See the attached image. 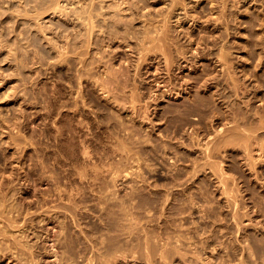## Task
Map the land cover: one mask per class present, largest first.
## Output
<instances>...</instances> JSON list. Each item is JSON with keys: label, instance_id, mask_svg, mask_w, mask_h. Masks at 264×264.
<instances>
[{"label": "rangeland", "instance_id": "1", "mask_svg": "<svg viewBox=\"0 0 264 264\" xmlns=\"http://www.w3.org/2000/svg\"><path fill=\"white\" fill-rule=\"evenodd\" d=\"M54 1L0 0V208H4L0 209V226L7 228L0 227V264L29 263H24L25 255L15 240L35 241L30 250L35 260L32 264L38 259L39 264H87L94 251H99L98 256L104 251L100 253L102 246L96 245L100 241L112 244L118 242L116 239H129L118 219L123 209L119 202L127 193L128 198L151 208L149 213L139 208L145 217L142 222L165 237L153 240L160 242L153 245L170 243L167 247L172 251L167 258L151 256V264H242L244 259L247 264H264V0H56L60 6ZM93 9L96 18L90 12ZM185 11L191 20L177 27V17L173 16ZM82 12L93 14L92 23L97 26L93 35L89 34L93 25L84 21L89 32L83 25L84 18L90 21L91 17H82ZM96 19L103 23L101 27L95 24ZM120 19L124 26L116 25L115 31L120 32L115 33L123 34L132 24L137 36L125 31L130 39L123 38L126 35L110 39L108 31L114 26L108 22L113 25L112 21ZM158 26L170 35L164 47L170 66L163 51H156L160 45L157 40L149 44L155 48V52L150 51L153 56L138 62L139 33L149 27L157 35ZM95 37L101 39L99 44L93 41ZM86 40H92L91 44ZM179 45L185 52L191 47L195 50V54L189 53L192 61L184 62L180 69L175 62H183L175 51ZM197 49L203 52L202 59L196 58ZM221 50L228 54L231 75L222 69L224 62L218 61ZM99 57L105 59L100 62ZM109 68L112 73L123 72L116 82L120 86L105 84V80H113L114 73L107 77ZM230 78L236 79L237 89ZM205 81L212 87L205 88ZM238 106L250 113L241 128L251 127L250 132L257 134L250 136L253 141H247L250 150L245 139L231 138L227 146L221 141L227 130L232 133L230 128L239 125L232 123L241 119ZM254 139L262 142V150ZM218 140L223 146L218 143L215 150ZM207 144L212 153L207 152ZM211 164L225 174L214 171ZM195 171L196 175L192 174ZM219 172L227 185L219 181ZM58 184L67 187L64 194L70 188L79 191L75 202L79 214L76 220L73 215L57 216L55 222L47 221L46 225L44 221L42 228L39 200ZM165 204L169 208L164 211ZM8 219L16 223L10 224ZM66 220L68 229L63 233L60 230ZM24 222L31 237L28 240L21 229ZM136 232V236L145 233L141 229ZM42 234L50 236L49 241L39 239ZM52 243L61 259L49 254L56 251ZM131 246L134 258L128 250V257L120 254L111 264H148L139 245L133 246V251Z\"/></svg>", "mask_w": 264, "mask_h": 264}, {"label": "bare ground", "instance_id": "2", "mask_svg": "<svg viewBox=\"0 0 264 264\" xmlns=\"http://www.w3.org/2000/svg\"><path fill=\"white\" fill-rule=\"evenodd\" d=\"M60 0H58V2H59ZM56 4H57V6H60V5H58L59 3L55 0L54 1ZM61 2V1H60ZM55 4V5H56ZM55 8H57V7H55ZM93 8V7H92ZM89 10H91V9H89ZM184 10V9H183ZM93 11H94V9L92 10V11H90V12H92L93 13ZM188 11V10H187ZM187 11H185L184 13H183V15H181V14H175L173 17H177V19H176V21H177V27L178 26H182L184 23H187L188 21H190L191 19L189 18V16H188V12ZM88 12V11H87ZM89 12V13H90ZM80 14V13H79ZM85 15V12L83 13L82 12V14H80L81 16L82 15ZM91 14V13H90ZM93 14H95V13H93ZM93 14H92V16H90V15H88V13H87V15H85V16H90L91 18L90 19H88V20H90V21H86L85 20V18H84V20H83V25H84V21L85 22H89L90 24H92L93 25V20H92V17H93ZM79 15V17L78 18H80L81 16ZM83 17V16H82ZM108 16H106V18H107ZM114 17V16H113ZM172 17V18H173ZM87 18V17H86ZM94 18H96V14H95V16H94ZM110 18H112V17H110ZM109 18V20H111ZM115 18V17H114ZM194 18V17H193ZM81 19H83V18H81ZM119 19V18H118ZM121 19H123V17L121 18ZM120 19V20H121ZM195 19V18H194ZM97 20V19H96ZM104 20V19H103ZM108 20V19H107ZM106 20V21H107ZM118 21V20H114V21H112L113 23V25H111V23H110V21L108 22L109 23V25L110 26H114V28L112 27L111 29L108 27V28H105V29H110L109 31H110V34H109V31H108V36L110 37V39H113L114 37L115 38H117L118 39V37L120 36H123V35H126L127 33L128 34H130L131 35V33L132 34H134V35H136L137 36V30H135L133 27H132V24H131V28H130V26H128V28H127V26L125 25V27L127 28V33L125 32V31H123V34L122 33H120L121 35H119L118 36V34L119 33H115V32H120L119 30L118 31H115V27H116V25H117V27L119 26L120 27V25H123L124 26V22L122 23V20L121 21ZM98 21V20H97ZM193 21V20H192ZM93 22V23H92ZM101 22V21H100ZM119 22H121L122 24H119L118 25V23ZM88 23V24H89ZM96 23H99V21L98 22H95V24ZM104 23H107V22H104ZM108 23H107V25H108ZM126 23V22H125ZM87 24V25H88ZM100 24V23H99ZM103 24V23H102ZM102 24H100L99 26L101 27V25ZM127 24H128V22H127ZM130 24V23H129ZM87 25H84L85 27L87 26ZM91 25V26H92ZM96 25H98V24H96ZM106 25V24H105ZM104 25V26H105ZM106 25V26H107ZM90 26V27H91ZM94 26L95 25H93V27H91V29L89 28V26H87L88 27V30H86V31H88L89 32V29L91 30L90 32H89V34L91 33L92 35H93V32H96L94 29L95 28H97V26H95V28H94ZM165 27H166V25H164ZM159 27L160 26H158V30H156V34L157 35H154V31L152 30V29H150L149 27L148 28H145V30L140 34L139 33V35H141L140 36V38H139V35H138V40H139V43L136 45V47L138 46L139 48H138V50H139V52H138V62H140V60L141 59H143L145 56H149V54H150V51L152 52L155 48H151V47H149V44L150 43H153V42H155L156 40L160 43V45H157L156 46V48L159 50H156L157 52H160V50H161V53H162V51H163V53L162 54H164L163 55V59H165V62L167 63V65H169L170 66V64L168 63V57H167V53L165 52V49H164V47H166V46H168V43L166 42L167 40H168V37L170 36L169 34L167 35V32H165L164 31V28L162 29V30H160L159 29ZM103 28V26H102V28L101 29H104ZM126 28H123V29H126ZM87 29V28H86ZM100 29V28H99ZM114 29V31H112ZM122 29V30H123ZM121 30V29H120ZM102 31V30H101ZM105 31V30H104ZM112 31V32H111ZM134 31V32H133ZM85 32V31H84ZM83 32V33H84ZM88 32H87V35H88ZM107 32V31H106ZM124 32L126 33V34H124ZM104 33V32H103ZM137 33V34H136ZM85 34H86V32H85ZM107 33H105L104 34V36L106 35ZM162 34V36H160ZM95 35V34H94ZM133 35V36H134ZM83 36V35H82ZM81 35H80V38L82 37ZM85 36V35H84ZM83 36V37H84ZM96 36V35H95ZM99 36V35H98ZM97 36V37H98ZM82 37V38H83ZM88 37L90 38V36L88 35ZM87 37V38H88ZM92 37V36H91ZM94 37V36H93ZM108 37V38H109ZM84 38H86V36L84 37ZM96 38V37H95ZM123 38H128V39H130L131 37H129V35L127 36L126 35V37H123ZM134 38H136L135 36H134ZM170 38V37H169ZM193 38V37H192ZM191 38V39H192ZM91 39V38H90ZM97 39V40H96ZM95 40H93V41H95V42H97V41H100L99 40V38H96ZM121 39V38H120ZM114 40V39H113ZM112 40V41H113ZM127 40V39H126ZM125 39L123 40V41H126ZM170 40V39H169ZM81 41H82V39H81ZM84 41V40H83ZM86 41H90V40H86ZM92 41V40H91ZM90 41V42H91ZM104 41H105V39H104ZM108 41H109V39H108ZM107 41V39H106V42H108ZM111 41V40H110ZM128 41V40H127ZM85 42V41H84ZM89 42V43H90ZM102 42H103V39H102ZM138 41H136V43H137ZM166 42V43H165ZM168 42H170V41H168ZM88 43V44H89ZM98 44L100 43V42H97ZM191 43H196V38H194V40H191ZM91 44V43H90ZM89 44V45H90ZM88 45V46H89ZM93 45V44H92ZM97 45V44H96ZM224 47V46H223ZM152 49V50H151ZM224 50V49H223ZM223 50H221V54L219 55V58H218V61H223L224 63L223 64H221L223 67H222V69H224V72L226 73L227 71H229V72H227V74L228 75H231L230 74V72H231V70H230V63H228V54H226V53H223ZM175 51L177 52V54H178V57H180V59H181V61H183L182 63H180V61L179 60H175V62H176V66H177V68L178 69H180V68H183V66H182V64L185 62V63H189V62H191L192 61V58L193 57H191L192 56V54H195V50L191 47L190 49H189V51L188 52H185L184 50H183V45H179V47H178V49L176 50L175 49ZM197 51H198V49H197ZM149 52V53H148ZM154 52H155V50H154ZM156 52V53H157ZM192 53L191 55H189V53ZM83 53V52H82ZM85 53V52H84ZM83 53V55H85ZM207 53V52H206ZM162 54H160V55H162ZM205 54V53H204ZM208 54H209V52H208ZM79 55H81V53H79ZM151 55V54H150ZM159 55V54H158ZM158 55L153 59L152 58V60L153 61H156V59L158 58ZM103 55H101V57H102ZM151 56H153V55H151ZM194 56V55H193ZM202 56H203V52H201L200 50L198 51V53L196 54V58H201L202 59ZM104 57V56H103ZM162 57V56H161ZM195 58V57H194ZM103 58H100L99 57V61L100 62H102L101 60H102ZM105 59V58H104ZM103 59V60H104ZM150 59H151V57H150ZM198 59V60H199ZM147 60V59H146ZM95 61H97V60H95ZM103 62H105L106 63V61H103ZM108 62V61H107ZM141 64V63H140ZM106 65V64H105ZM139 65V64H138ZM188 65V64H187ZM169 66H167V67H165V70H167V71H169ZM113 67V66H112ZM106 68H108V65H106ZM114 68V67H113ZM109 71H110V68L108 69ZM107 70V71H108ZM106 71V70H105ZM106 71V72H107ZM111 71H112V69H111ZM110 71V72H111ZM115 71V70H114ZM113 71V73H114V75H117V76H114V78H113V76H112V82L111 81H108L109 83H106L107 82V80H105L106 82H105V84H112V86H113V83H115L114 84V86L113 87H115V85H119V84H117V83H119L118 81H120L119 79V75L118 74H120V73H123V72H120L119 71V73H118V70H117V73L118 74H116L115 72ZM107 73H109V72H107ZM106 73V74H107ZM112 72L111 73H109V74H107V77H110L111 76V74H113ZM232 73V72H231ZM226 74V75H227ZM109 75V76H108ZM123 76H124V74H122ZM121 75V76H122ZM126 75V74H125ZM210 76V75H209ZM228 77H230V76H228ZM232 77H234L233 75H232ZM208 78V77H207ZM103 79H106V78H103ZM109 79H111V78H109ZM121 79H123V77H121ZM126 79V78H125ZM125 79H123V80H125ZM129 79V78H128ZM128 79H126L127 80V82H129V80ZM209 79V78H208ZM208 79H206V80H208ZM232 81H234V83H236L235 84V87H236V89L239 87V85H237V82H236V79H232V78H230ZM155 81L156 82H160V79H158V78H155ZM111 82V83H110ZM117 82V83H116ZM124 82V81H123ZM127 82H124V85L123 86H125L126 85V83ZM206 82V81H205ZM209 82H210V80H209ZM208 82H206V86H205V88L207 87V88H211L210 87V84H207ZM214 83V82H213ZM216 83V82H215ZM104 84V83H103ZM129 84V83H128ZM128 84H127V86H128ZM121 85V84H120ZM119 85V86H120ZM119 86H117L116 88L118 89V87ZM126 87V86H125ZM124 87V88H125ZM214 87V86H213ZM141 88V87H140ZM113 89V88H112ZM116 89V90H117ZM122 89H123V87H122ZM119 90V89H118ZM175 90V89H174ZM114 91V90H113ZM123 91H125V89L123 90ZM169 91V90H168ZM166 92V91H165ZM133 96H134V94H133ZM250 96V95H249ZM132 97V96H131ZM245 97V96H244ZM256 97V96H255ZM134 97H132V99H133ZM134 99H136V98H134ZM137 99H138V97H137ZM250 99V98H249ZM252 99V98H251ZM246 101H248V100H246ZM246 101H242V102H246ZM199 100H197L196 101V103H197V105L199 104ZM249 103V102H248ZM239 105V104H238ZM246 105H249V104H247V102H246ZM237 106V105H236ZM239 108H238V113H239V116L241 117V119L239 118V116H237L238 117V119H240V120H237L236 119V122H232V123H235V124H237V122L239 123V125L237 124L236 126L234 125V127L233 128H230V129H232V133H230L229 132V130H227L228 131V133H227V135H225L224 136V138L222 137H220L221 138V141H222V139L224 140V142H225V144L224 145H226L227 146V144H226V142H229L230 141V139L232 138V139H237V138H241V139H245V141L244 142H246L247 143V147H248V142L247 141H249V140H252V139H249V138H253V137H250V136H252L253 134H255L254 133V131L253 130H251V132H253L252 134H251V132H250V128H248V129H245L244 128V130L241 128V126L242 125H240V124H243V123H245V121L248 119L249 120V118H250V113L248 114V111L245 109V108H242L243 106H241V108H240V106H238ZM193 108V107H192ZM234 108V107H233ZM236 108V107H235ZM186 109V108H185ZM248 109V108H247ZM232 110V109H231ZM258 110V109H257ZM256 110V111H257ZM234 111V110H233ZM253 111V110H252ZM255 111V113L254 114H256L257 112H259V111H257L256 112ZM235 112V111H234ZM236 113V112H235ZM234 113V114H235ZM261 113V112H260ZM224 114V113H223ZM226 114V113H225ZM252 114V113H251ZM253 114V115H254ZM258 114V113H257ZM236 115H238V114H236ZM235 115V116H236ZM258 115H261V116H263L262 114H258ZM231 116H232V114H231ZM234 116V117H235ZM255 116V115H254ZM260 116V117H261ZM256 117V116H255ZM231 118V117H230ZM236 118V117H235ZM234 118V119H235ZM259 118V117H258ZM262 118V117H261ZM260 118V119H261ZM257 119V118H256ZM260 119H258L259 120V122H261L260 121ZM263 119V118H262ZM254 121V120H253ZM264 121V120H263ZM243 122V123H242ZM250 122H252V121H250ZM262 123V122H261ZM261 123H260V125L259 126H261ZM246 124H247V122H246ZM249 125H251L250 123H249ZM253 127V126H252ZM241 128V129H240ZM255 128V127H254ZM253 128V129H254ZM259 127H256V129H258ZM221 131V130H220ZM219 130H218V133L220 132ZM238 131V132H237ZM256 131V130H255ZM222 132V131H221ZM220 132V133H221ZM257 134H255V136H256ZM259 135V134H258ZM254 136V135H253ZM255 138V137H254ZM257 138H258V136H257ZM257 138H255V139H257ZM231 139V143H232V140ZM255 139H254V141H255ZM258 140V139H257ZM219 141V140H218ZM234 141H236V140H234ZM253 141V140H252ZM263 141V140H262ZM237 143H240V141L238 142V141H236ZM243 142V141H242ZM241 142V143H242ZM243 142V144H245ZM251 142V141H250ZM256 142V141H255ZM260 142V140L258 141V142H256V144L257 143H259ZM219 143V146H221L222 144L220 143V141L219 142H216V145H215V150H218V149H216V146H217V144ZM230 143V144H231ZM254 143V142H253ZM261 143L262 142H260V146H261V150L263 149V146L261 145ZM264 143V142H263ZM221 144V145H220ZM229 145V144H228ZM239 145V144H238ZM259 145H257V146H259ZM264 145V144H263ZM207 146V148L209 147V149H208V151L207 152H213V149H212V147L210 148V146H208V144L206 145ZM223 146V145H222ZM234 146H235V144H234ZM240 146V145H239ZM246 146V145H245ZM253 146V145H252ZM259 146V147H260ZM214 147V146H213ZM241 148L243 147V145H241L240 146ZM250 147V146H249ZM248 147V150H250V148H252V147H250L249 148ZM220 148V147H219ZM206 149V148H205ZM212 149V150H211ZM243 149H246L247 150V148L246 147H243ZM258 149H260V148H258ZM252 150V149H251ZM246 154L248 153L247 151L245 152ZM249 154H251V153H249ZM211 155V154H210ZM248 156V155H247ZM250 156V155H249ZM248 156V159L249 158H252V160H253V157H249ZM252 156V155H251ZM208 157H210L209 156V154H208ZM251 160V159H250ZM254 162V161H253ZM252 162V163H253ZM210 164V163H209ZM198 165H200V164H198ZM212 165H215V164H211V168H212ZM196 168L198 169V166L196 165ZM196 168H194V170L196 169ZM196 169V170H197ZM212 169H216V170H214V171H221V169H217V167H213ZM180 172V171H179ZM197 172H198V170H197ZM196 171L194 172V173H192V174H195V173H197ZM222 173H224V171H221ZM221 172H219L220 174H221ZM141 173V172H140ZM139 173V174H140ZM142 173H144V172H142ZM141 173V174H142ZM175 173V172H174ZM177 174V173H176ZM180 174H183L182 172L180 173ZM219 174V175H220ZM225 174V173H224ZM157 175V174H156ZM173 175V174H172ZM196 175V174H195ZM222 175V174H221ZM115 176V175H114ZM119 176V175H118ZM117 175H116V177L115 178H117L118 177ZM158 176V175H157ZM8 177V176H7ZM136 177H138V175L136 176ZM140 177H141V175H140ZM142 177H145L144 176V174L142 175ZM142 177H141V179H142ZM192 177L194 178V176L192 175ZM221 177V176H220ZM11 178V177H10ZM172 178V177H171ZM191 178V176L189 177V179ZM6 179V178H5ZM8 179H9V177H8ZM114 179V178H113ZM138 179H139V177H138ZM144 179V178H143ZM146 179H147V177H146ZM179 179H182V178H179ZM192 179V178H191ZM116 179H114L113 181H115ZM133 180V179H132ZM173 180V179H172ZM176 180H178V176H176V178L174 177V181H176ZM197 180V179H196ZM195 180V181H196ZM222 180V181H221ZM223 180H225V178L223 179V175H222V178L219 180V181H221L222 183H227V179H226V181L224 182ZM52 181H54V180H52ZM117 181V180H116ZM148 181V180H147ZM142 182V181H141ZM10 183V182H9ZM12 183V182H11ZM138 183V182H137ZM143 183V182H142ZM181 183V182H180ZM185 183V182H184ZM163 184V183H162ZM167 184H168V182H167ZM191 184V183H190ZM10 185V184H9ZM136 185V184H135ZM142 185V184H141ZM156 185V184H155ZM165 185H166V183H165ZM183 185V184H182ZM211 185V184H210ZM222 185H224V184H222ZM227 185V184H226ZM225 185V186H226ZM1 186V185H0ZM140 186V185H139ZM157 186V185H156ZM158 186H159V184H158ZM9 187H11V185L9 186ZM71 187V186H70ZM136 187V186H135ZM162 187V186H161ZM2 188V187H1ZM12 188V187H11ZM64 188V189H63ZM67 187H63L61 184H58V185H56V186H54L53 187V189L49 192V193H47V197H42L40 200H39V207H38V212H39V214L41 215V217H43V220L42 221H40V223H42V225L40 226V227H42V228H45L44 227V225H45V223L43 224V222L44 221H46V225H47V221H51V222H55L56 220H55V218L58 216H63V217H65V218H69L71 215H73L71 218L73 219L74 217H75V220H76V217H77V215L79 214V212H78V207L75 205V202H76V199L78 198L77 197V194L79 193V191H78V193H75V191L77 190V189H75V188H70V191H69V193H67V194H64V191H66L65 189H66ZM132 189H133V186L131 187ZM130 188V189H131ZM158 188V187H157ZM163 188V187H162ZM161 188V189H162ZM172 188V187H171ZM170 189V188H169ZM201 189V188H200ZM227 190H229L228 188H226ZM226 189H224V191L226 190ZM12 190V189H11ZM134 190V189H133ZM133 190L131 191L132 193H133ZM137 190V189H136ZM157 190V189H156ZM159 190V189H158ZM165 190V189H164ZM175 190V189H174ZM174 190H172V191H174ZM182 190V189H181ZM9 191L10 190H8V193H9ZM48 191V190H47ZM139 191V190H138ZM166 191V190H165ZM177 191H179L178 189H177ZM223 191V192H224ZM230 191V190H229ZM229 191H227L228 193H229ZM16 192V191H15ZM68 192V191H67ZM127 192H130L129 190H127ZM130 192V194H132ZM135 192V191H134ZM227 192H226V194H227ZM12 193H14V192H12ZM11 193V194H12ZM117 193V191H115V193L114 194H116ZM126 193V192H125ZM137 193V192H136ZM166 193V192H165ZM169 193V192H168ZM171 193V192H170ZM169 193V194H170ZM176 193V192H175ZM225 193V192H224ZM6 194V193H5ZM10 194V195H11ZM44 194V193H43ZM178 194V193H177ZM8 195V194H7ZM15 195V194H14ZM125 195V194H124ZM164 195V194H163ZM173 195V194H172ZM229 195H231V192L229 193ZM6 196V195H5ZM13 195H11V197H12ZM127 196H130L128 193H127V195L125 196V199L123 198V200L122 201H120V200H117V197H113L112 196V198L114 199V198H116V202H118V201H120L119 202V206H120V208L121 207H123V209H122V211H121V209L119 208V206H117L119 209H120V213L118 214V219H119V222H120V224H121V230L122 231H124V233L126 234V235H128L127 237L129 238V239H125V240H121V239H116L118 242H113L112 244H108V243H106V241H104V240H102V241H100V243H97L96 245H98L99 244V246L101 245L102 247L100 248V253H101V251H103L99 256H98V252L96 253L95 251H94V253H96V254H94V253H92V256H93V254H94V256L92 257L91 255H89L90 257L88 258V259H86L87 260V264H94V261H97V259H98V261H97V263L96 264H111V262H113L120 254V256L121 257H124V259H125V257H128V255L126 256V254H129V252H130V246H131V249L133 248V246H135V245H139L138 247H140V248H138V249H140V252H142L143 251V253H141V254H144V256L146 257V259H147V263L148 264H151V260H150V257L151 256H156V255H159V257H161L162 259H165V258H167V256H168V254H170V252L172 251V250H169V248L167 247V245L168 244H170L169 242H167V244H165V243H163L162 245L163 246H161V247H158L157 245V247L158 248H156V246H154L155 245V243L157 242V241H154L153 243H154V245H153V243H152V241L153 240H156V239H158V240H160L159 238H160V236H161V234L160 235H158V234H156L153 230H150V229H148L149 227H148V225L150 226L151 224H147L146 222V227L144 226L145 224L143 223L144 221H143V219L145 218V217H143L142 216V212L140 213L139 212V208L141 207V208H145V209H147L148 210V213H149V211H151L152 212V210H151V208L149 207V206H145L144 207V205H141L140 203H138L137 201H135L136 199L135 198H128ZM161 196V195H160ZM166 196V195H165ZM123 197V195L121 196V198ZM127 197V198H126ZM167 197H168V199L167 200H169V195L167 194ZM172 197V196H171ZM7 197H5V199H6ZM14 198V197H13ZM16 198V197H15ZM3 199V198H2ZM9 199V198H8ZM26 199V198H25ZM110 199V198H109ZM161 199V198H160ZM170 199H173V198H170ZM62 200H64L66 203H60ZM111 200V199H110ZM167 200H166V203H167ZM12 201V200H11ZM108 201V200H107ZM169 201H171V200H169ZM168 201V202H169ZM175 201H177V200H175ZM112 202V201H111ZM110 202V203H111ZM115 202V201H114ZM165 202V201H164ZM164 202H163V204H164ZM2 203V202H1ZM15 203V202H14ZM9 204V203H8ZM8 204H6V205H8ZM21 204V203H20ZM115 204V203H114ZM113 204V205H114ZM126 204H129V205H126ZM143 204V203H142ZM162 204V203H161ZM169 204V203H168ZM172 204H174V202L172 203ZM2 205H4V204H2ZM12 205H14V204H12ZM237 204H235L234 203V206H236ZM37 206H38V204H37ZM10 207V206H9ZM16 207V206H15ZM1 208H3V206L1 207ZM0 208V209H1ZM11 208V207H10ZM9 208V209H10ZM30 208V207H29ZM157 207L155 206V209H156ZM165 208V209H164ZM164 208L162 207V209H164V211L165 210H167L168 208H169V205H167V204H165V206H164ZM171 208V207H170ZM4 209V208H3ZM7 209V208H6ZM12 209H13V207H12ZM17 210V209H16ZM144 210V209H143ZM154 210V209H153ZM161 210V209H160ZM159 210V211H160ZM8 212H9V210H7ZM141 211V210H140ZM164 211H163V213L160 215V218H161V216L164 214ZM211 211V210H210ZM23 212V211H22ZM28 212V211H27ZM69 214H68V213ZM155 212V211H154ZM209 212V211H208ZM5 210H4V215H5ZM12 213V212H11ZM10 213V214H11ZM14 213V212H13ZM33 213V212H32ZM62 213V214H61ZM84 213V212H83ZM159 213V212H158ZM7 214V213H6ZM38 214V213H37ZM36 214V215H37ZM181 214V213H180ZM209 214V216H210V213H208ZM236 214H238V213H236ZM236 214H234V216L236 215ZM17 214H15V216H16ZM28 215H29V213H28ZM82 215V214H81ZM7 216V215H6ZM12 216V215H11ZM23 216V215H22ZM27 216V215H26ZM25 216V217H26ZM105 216V215H104ZM108 216V218H109V216L110 215H107ZM153 216V215H152ZM151 216V217H152ZM157 216V215H156ZM238 216V215H237ZM1 217H5V216H1ZM17 217V216H16ZM29 217V216H28ZM148 217H150V216H148ZM147 217V218H148ZM212 217V216H211ZM236 217V216H235ZM234 217V219H237V218H235ZM7 218V217H6ZM9 218V217H8ZM10 218H12V217H10ZM30 218V217H29ZM36 218V217H35ZM34 218V219H35ZM28 218H26V220H27ZM78 219H80V218H78ZM153 219V218H152ZM157 219V218H156ZM1 220V219H0ZM11 219H8L7 221H10ZM16 220V219H15ZM14 220V221H15ZM26 220L24 219V221L26 222ZM75 220H74V223H75ZM148 220H150V219H148ZM238 220V219H237ZM3 221V220H2ZM22 221V220H21ZM61 221H63V220H60V222ZM143 221V222H142ZM155 221V220H154ZM162 221V220H161ZM161 221H159V222H161ZM12 222L13 221H10V224H12ZM24 222V223H25ZM59 222V221H58ZM59 222V223H60ZM66 222H67V220H66ZM149 222V221H148ZM13 223H16V222H13ZM21 223V222H20ZM59 223H58V225H59ZM79 223V222H78ZM78 223H77V225H78ZM82 223V222H81ZM152 223V222H151ZM62 224V223H61ZM61 224H60V226L59 227H61ZM80 224V223H79ZM158 224V223H157ZM6 225H7V223H6ZM14 226H17V225H15V224H13ZM13 225H11L12 226V228H13ZM22 225H24L23 226V228H21V229H23L22 231H23V234H24V236H25V238L27 239V238H30L31 239V237H29V231H28V226L26 225V223L25 224H22ZM21 225V226H22ZM34 225V224H33ZM32 225V226H33ZM57 225V224H56ZM76 225V226H77ZM116 225V224H115ZM153 225V224H152ZM2 227H4V224L3 225H1ZM0 226V227H1ZM63 226H64V224H63ZM109 226V225H108ZM118 226V225H117ZM154 226H155V223H154ZM9 227V226H8ZM79 227H80V225H79ZM114 227V226H113ZM119 227V226H118ZM139 227V228H138ZM142 227V228H141ZM4 228H6V227H4ZM11 228V229H12ZM14 228H17V227H14ZM20 228V227H19ZM54 228V227H53ZM81 228V227H80ZM85 228V227H84ZM154 228V227H153ZM157 228V227H156ZM163 228V227H162ZM7 229V228H6ZM10 229V228H9ZM21 229H18L19 231L21 230ZM32 229H34V228H32ZM58 229V228H57ZM60 229V228H59ZM61 229L62 230H60L61 232H63V233H65L64 231V229H68V222L66 223V226L65 227H61ZM81 229H83V227L81 228ZM142 230V231H145V233H144V235H141V236H136V231H138V230ZM31 230V229H30ZM36 230V229H35ZM111 230V229H110ZM113 230V229H112ZM8 231V230H7ZM7 231H5L4 230V232H6V234L7 235H10V234H8L7 233ZM17 231V230H16ZM39 231V230H38ZM82 231V230H81ZM88 231V230H87ZM114 231V230H113ZM116 231V230H115ZM161 231H162V229H161ZM164 231V230H163ZM31 232V231H30ZM57 232H59V231H57ZM82 232H84V230L82 231ZM141 232V231H140ZM165 232V231H164ZM168 232V231H167ZM14 233V232H13ZM18 233V232H17ZM20 233V232H19ZM47 233V232H46ZM160 233H162V232H160ZM3 234H5V233H3ZM33 234H34V231H33ZM86 234V232H84V235ZM88 234V233H87ZM86 234V236H88L89 237V235H87ZM138 234H139V232H138ZM0 235H2L1 234V232H0ZM6 235V236H7ZM13 235V234H12ZM12 235H10V236H12ZM18 235V234H17ZM20 235V234H19ZM19 235H18V237H19ZM36 234H34V236H35ZM50 235V234H49ZM55 235H58V234H55ZM60 235V234H59ZM118 235V234H117ZM123 235V234H122ZM134 235V236H133ZM163 235V234H162ZM14 236H15V234H14ZM31 236V235H30ZM165 236H167V235H165ZM17 237V236H16ZM20 237H21V235H20ZM19 237V238H20ZM38 237V236H37ZM49 237L50 236H45V237H43V234L41 235V236H39V239H42L43 240V238H44V240H47V241H49ZM57 237V236H56ZM55 237V238H56ZM62 237H64V236H62ZM62 237H59V239H61ZM85 237V236H84ZM114 237V236H113ZM118 237V236H117ZM126 237V238H127ZM162 238L164 237V236H161ZM0 238H1V236H0ZM3 238V237H2ZM5 238V237H4ZM7 238V237H6ZM12 238V237H11ZM11 238H9V240L11 239ZM14 238V237H13ZM22 239H24V237H21ZM54 238V239H55ZM87 238V237H86ZM91 238V237H90ZM89 238V239H90ZM108 238V237H107ZM123 238V237H122ZM162 238H161V240H162ZM165 238V237H164ZM8 239V238H7ZM17 239V238H16ZM37 239V238H36ZM39 239H37V241H39ZM52 239V238H51ZM54 239H53V241H54ZM58 239V240H59ZM88 239V238H87ZM92 239V238H91ZM1 240V239H0ZM8 240V241H9ZM14 240H15V238H14ZM28 240V239H27ZM44 240H43V242H44ZM176 240H178V239H176ZM16 241V245L17 244H20L21 246H19L20 248H22L21 249V252L23 251V254L25 255V262L24 263H27V262H31V261H33V263H34V261L35 260H33V258L34 257H32L31 255L33 254V253H31V252H33V251H31L30 252V250H32L31 249V247H34V242L32 243L33 244V246H30V245H32V244H28V241L27 242H21V240L20 241H18V240H15ZM31 241V240H30ZM29 241V242H30ZM36 241V242H37ZM91 241V243H92V240H90ZM113 241V240H112ZM164 241V240H163ZM163 241H161V242H163ZM180 241V240H179ZM14 242V241H13ZM42 242V241H41ZM46 242V241H45ZM59 242H63V241H59ZM58 242V243H59ZM4 243V242H3ZM2 243V244H3ZM7 243V242H6ZM66 243V242H65ZM158 243H160V242H158ZM158 243H156V244H158ZM9 244V243H8ZM7 244V245H8ZM15 244V243H14ZM13 244V245H14ZM38 244H40V243H38ZM56 244H57V242H56ZM55 243H52V249H54L57 245H56ZM62 244H64V242L63 243H61V245ZM95 244V243H94ZM94 244H93V246H94ZM60 245V244H59ZM60 245V246H61ZM9 246H10V244H9ZM8 246V247H9ZM35 246H36V244H35ZM64 246H65V244H64ZM70 246V245H69ZM91 246H92V244H91ZM160 246V245H159ZM2 247V246H1ZM37 247H38V245H37ZM94 247H96V246H94ZM93 247V248H94ZM176 247V246H175ZM4 248V247H3ZM2 248V249H3ZM16 248H18V247H16ZM143 248H144V250H143ZM177 248V247H176ZM9 249V248H8ZM19 249V248H18ZM46 249V248H45ZM92 249V248H91ZM134 249H136V247L134 248ZM4 250V249H3ZM10 250H12V249H10ZM9 250V252H11ZM34 250V249H33ZM39 250V249H38ZM55 250H56V248H55ZM65 250H67V249H65ZM90 250V249H89ZM94 249H92V251H93ZM99 250V249H98ZM128 250H129V252H128ZM142 250V251H141ZM15 251V250H14ZM14 251H12V252H14ZM46 251H47V249H46ZM48 251H50L51 252V250H48ZM91 251V250H90ZM132 251H133V249H132ZM2 252V251H1ZM6 252V251H5ZM16 252H18V251H16ZM39 252V251H38ZM135 252V251H134ZM138 252V251H137ZM136 252V253H137ZM178 252H180V251H178ZM8 253V252H7ZM6 253V254H7ZM53 253V255L52 256H54V257H56V259L58 258H60L61 259V257H58L59 255H58V251L56 250V251H54V252H51V253H49V254H52ZM185 253V252H184ZM183 253V254H184ZM14 254V253H13ZM16 254V253H15ZM43 254V253H42ZM64 254V253H63ZM70 254V253H69ZM130 254L132 255V257L134 258V256L133 255H135V254H132L131 252H130ZM186 254H188V253H186ZM186 254H184V255H186ZM3 255V254H2ZM5 255V254H4ZM17 255V254H16ZM23 255V256H24ZM67 255V254H66ZM183 255V257H185ZM21 256H22V254H21ZM22 256V258H24ZM26 256H27V258H26ZM29 256H30V258H31V260H30V258H29ZM41 256V255H40ZM20 257V256H19ZM18 257V258H19ZM21 258V257H20ZM63 258H66L65 257V254L63 255ZM245 258V257H244ZM23 260V259H22ZM244 260H245V262H244ZM244 260H242L243 261V263L242 264H247L246 263V259H244ZM27 261V262H26ZM38 261H39V259H38ZM38 261H36L35 262V264H39L38 263ZM66 261V260H65ZM28 263V264H29ZM30 264H32V263H30ZM63 264V263H62ZM70 264H72V263H70Z\"/></svg>", "mask_w": 264, "mask_h": 264}]
</instances>
